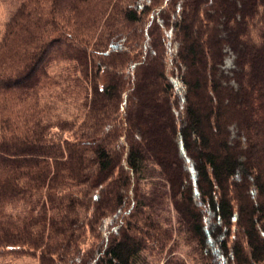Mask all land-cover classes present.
<instances>
[{"label": "trees", "instance_id": "trees-1", "mask_svg": "<svg viewBox=\"0 0 264 264\" xmlns=\"http://www.w3.org/2000/svg\"><path fill=\"white\" fill-rule=\"evenodd\" d=\"M16 1L0 39V254L191 264L144 197L150 169L197 264H264V0ZM57 87L71 116L53 111Z\"/></svg>", "mask_w": 264, "mask_h": 264}, {"label": "rangeland", "instance_id": "rangeland-1", "mask_svg": "<svg viewBox=\"0 0 264 264\" xmlns=\"http://www.w3.org/2000/svg\"><path fill=\"white\" fill-rule=\"evenodd\" d=\"M19 4L16 0H0V39L2 37V33L4 30L5 22L10 17L12 11H14ZM231 56H227L226 63H231ZM48 69L51 74L62 78L64 77V71L68 69L69 63L61 60H48L47 61ZM62 80V79H61ZM59 92L61 94L60 89L51 90V94L49 95V102L53 104V111L57 113H61L65 116H71L73 112L77 110L76 103L72 100V98H59L56 96V93ZM62 95V94H61ZM53 101V102H52ZM162 179L161 176L158 175L157 171L148 170L143 177L144 188L143 194L147 199L154 200L160 209L163 210L166 223L175 229L176 241L174 247L175 255L185 256L191 262V264H197L201 260V256H199L197 252L196 244L193 240H189L186 238L184 231L179 230V217L176 213L174 206L165 198L163 203H160L157 197L166 190V186H161ZM161 182V183H160ZM166 195V194H165ZM166 197V196H165ZM142 258H145L147 264H162L163 262L159 259L149 257L146 253H143ZM0 264H40L39 255L21 253V252H7L5 254H0Z\"/></svg>", "mask_w": 264, "mask_h": 264}]
</instances>
